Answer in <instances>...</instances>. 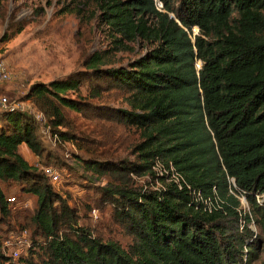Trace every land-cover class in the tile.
I'll use <instances>...</instances> for the list:
<instances>
[{
  "label": "trees",
  "instance_id": "trees-1",
  "mask_svg": "<svg viewBox=\"0 0 264 264\" xmlns=\"http://www.w3.org/2000/svg\"><path fill=\"white\" fill-rule=\"evenodd\" d=\"M159 1L162 7L156 0H99L115 50L142 41L151 46L144 56L117 68L103 67L105 55L90 56L85 70L35 83L25 97L52 130L69 123L64 107L140 130L137 161L83 160L108 179L94 188L95 204L112 205L115 221L133 237L129 250L79 225L77 209L24 157V144L39 158L51 155L40 122L17 111L0 114V264H233L245 249L250 261L257 256L260 240L248 243V226L255 221L264 234V0ZM112 89L125 92L130 109L93 102ZM171 164L182 184L158 175L157 166ZM134 175L162 186L137 188ZM3 185L37 197L34 214L18 225L33 232L28 257L13 259L4 249V228H16L21 213ZM200 196L211 199L212 210ZM242 197L250 206L244 214ZM228 217L243 218L245 231L228 235L221 225Z\"/></svg>",
  "mask_w": 264,
  "mask_h": 264
},
{
  "label": "rangeland",
  "instance_id": "rangeland-1",
  "mask_svg": "<svg viewBox=\"0 0 264 264\" xmlns=\"http://www.w3.org/2000/svg\"><path fill=\"white\" fill-rule=\"evenodd\" d=\"M156 1L159 7L163 6L162 2ZM100 13L99 0H4L0 10V59L11 70L12 80L0 86V93L20 103L31 102L25 97L33 84L49 83L83 71L90 56L105 55L103 67L117 68L129 66L150 51L151 46L142 41L129 43V49L115 50L113 33L101 21ZM198 34L199 28L194 27L193 39ZM197 66L201 67L200 61ZM85 89L83 93L87 95ZM70 96L75 97L72 93ZM93 102L130 109L127 96L120 89L104 92ZM63 112L69 122L66 125L52 130L47 118L40 122V134L46 151L51 155L49 158H39L27 147L22 148L21 153L40 172L47 165L60 171L62 183H49L68 200L70 206L77 209L81 217L79 225L91 228L103 241H115L129 250L133 237L115 221L112 205L98 208L95 204L94 188L107 186L108 179L87 170L83 160L137 161L135 147L143 140L141 132L116 120L88 118L67 107L63 108ZM58 131L70 132L78 140H62ZM157 167L163 168L161 165ZM133 180L137 188L156 189L160 186V182H152L149 175H134ZM3 188L9 199L17 198L14 206L21 213L16 228L14 224L9 229L4 228L5 239L11 241L6 254L14 259L16 255L13 253L18 251L20 256L28 257L33 232L18 225H25L27 218L34 214L37 197L21 194L17 185H3ZM257 197L260 203L263 202V195ZM242 203L244 214L250 206L245 197H242ZM221 225L231 235L243 233L246 223L243 218L236 220L228 217ZM248 227L253 234L248 243L260 240V245L253 247L257 256L250 261L248 249H245L243 261L233 264H264V234L255 221Z\"/></svg>",
  "mask_w": 264,
  "mask_h": 264
},
{
  "label": "built area",
  "instance_id": "built-area-1",
  "mask_svg": "<svg viewBox=\"0 0 264 264\" xmlns=\"http://www.w3.org/2000/svg\"><path fill=\"white\" fill-rule=\"evenodd\" d=\"M11 80H12L11 70L8 68L6 62L3 59H0V86H2L4 83H7ZM17 111L28 113L29 115L34 117L38 122H43L46 119L45 114L42 111H40L36 106H34L32 101L20 103V102L12 100L7 95H3L0 93V114L13 113ZM46 133H50V131L46 130ZM43 171L52 184L59 185L62 183L61 173L57 168H55V166L47 165L44 167ZM156 171L158 175L160 176H163L164 174H168L169 176L167 178V181H175L178 184H182L181 175L172 164H171L170 169L156 167ZM160 186L162 185L160 184ZM199 199L202 200L205 204H207L208 208L212 210V206H211L212 204H211L210 198L203 199L202 196H200ZM9 200L12 202H15L16 197H12ZM10 246H11V241L8 239H5L4 241L5 251H7V248ZM13 254L16 255L14 259H18L20 257V254L18 251H14Z\"/></svg>",
  "mask_w": 264,
  "mask_h": 264
},
{
  "label": "crops",
  "instance_id": "crops-1",
  "mask_svg": "<svg viewBox=\"0 0 264 264\" xmlns=\"http://www.w3.org/2000/svg\"><path fill=\"white\" fill-rule=\"evenodd\" d=\"M25 147H27V145L24 144V145L21 146V149H22V148H25ZM27 148H28V147H27Z\"/></svg>",
  "mask_w": 264,
  "mask_h": 264
}]
</instances>
